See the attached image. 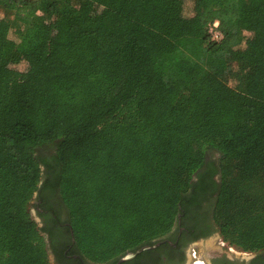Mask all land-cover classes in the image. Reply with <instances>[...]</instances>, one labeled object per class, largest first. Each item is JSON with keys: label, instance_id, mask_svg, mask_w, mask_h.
Listing matches in <instances>:
<instances>
[{"label": "trees", "instance_id": "16d2710c", "mask_svg": "<svg viewBox=\"0 0 264 264\" xmlns=\"http://www.w3.org/2000/svg\"><path fill=\"white\" fill-rule=\"evenodd\" d=\"M34 200L97 264L209 216L264 251V0H0V264H50Z\"/></svg>", "mask_w": 264, "mask_h": 264}, {"label": "flooded vegetation", "instance_id": "af4514ba", "mask_svg": "<svg viewBox=\"0 0 264 264\" xmlns=\"http://www.w3.org/2000/svg\"><path fill=\"white\" fill-rule=\"evenodd\" d=\"M209 204L211 203H207L206 206ZM55 206L61 216L59 220L54 212L45 214L40 208H35L42 224L41 228L49 226L55 233V238L52 239L49 234H45L49 258L52 260L51 262L49 259L50 264H97L77 253L75 239L69 237L70 225L64 221L67 210L58 201L55 202ZM157 243L161 245L154 250L146 251L148 253L142 258H135L123 264H264V251L244 252L225 243L211 222L210 216L205 218L202 224L175 227L153 245ZM118 261L105 264H117Z\"/></svg>", "mask_w": 264, "mask_h": 264}, {"label": "water", "instance_id": "95a60500", "mask_svg": "<svg viewBox=\"0 0 264 264\" xmlns=\"http://www.w3.org/2000/svg\"><path fill=\"white\" fill-rule=\"evenodd\" d=\"M160 245H161V243H157L155 245H145V246L137 249L136 251L128 252L126 255H124L123 257H121L119 259L117 264H123V263L129 262V261H132L135 258H137L140 254H142L146 251L154 250L157 247H159Z\"/></svg>", "mask_w": 264, "mask_h": 264}, {"label": "rangeland", "instance_id": "374dc122", "mask_svg": "<svg viewBox=\"0 0 264 264\" xmlns=\"http://www.w3.org/2000/svg\"><path fill=\"white\" fill-rule=\"evenodd\" d=\"M190 10H191V8L189 7V12H190ZM195 30H196V29H195ZM195 32L197 33L198 31L196 30ZM247 36H250V35H247ZM11 38H12L13 40H17L16 36H15L13 33L11 34ZM210 158H212L214 161H218V159H219V154H217V153H215V152H214V153H211V154H210ZM35 204H36V200H34V201L31 203V207H30L31 214H32L33 218L35 219V221L38 222L39 227H41L42 224H41V222H40V219H39L38 216H37L36 209L34 208ZM66 219H67V217H66ZM66 219H65L64 221H66ZM49 259H50V261L52 262L51 258H49Z\"/></svg>", "mask_w": 264, "mask_h": 264}, {"label": "built area", "instance_id": "2783aa9c", "mask_svg": "<svg viewBox=\"0 0 264 264\" xmlns=\"http://www.w3.org/2000/svg\"><path fill=\"white\" fill-rule=\"evenodd\" d=\"M219 23L216 22L213 27L210 28V34L212 35L213 40L219 41L222 38L221 33L218 31Z\"/></svg>", "mask_w": 264, "mask_h": 264}]
</instances>
